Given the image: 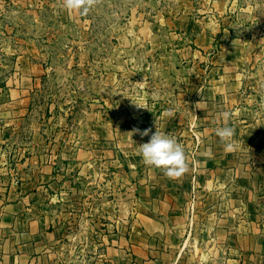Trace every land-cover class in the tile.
<instances>
[{
  "label": "crops",
  "instance_id": "obj_1",
  "mask_svg": "<svg viewBox=\"0 0 264 264\" xmlns=\"http://www.w3.org/2000/svg\"><path fill=\"white\" fill-rule=\"evenodd\" d=\"M32 1L0 0V27L12 6L23 10ZM49 1L62 23L74 18L76 11L65 9L64 0ZM185 29L203 31L191 20ZM79 38L76 62L85 64L87 33ZM197 41L210 42L207 34ZM236 54L230 49L211 58L210 84L198 91L191 107L154 98L124 116L89 119L72 136L52 126L43 132L51 137H33L35 146L46 144L43 150L10 168L5 146L48 73L36 43L23 41L11 71L0 77V264H54L61 234L48 208L55 201L79 205L93 194L106 215L101 256L107 264H264V170L245 163L250 159L237 150L247 147L246 136L236 137L260 127L248 123L247 129L232 119L237 132L227 149L215 131L226 124L223 112L249 110ZM113 57L105 65L121 56ZM156 122L185 148L187 170L179 177L145 165L139 154L138 145L151 136L142 133L155 132ZM34 127L38 131L39 124Z\"/></svg>",
  "mask_w": 264,
  "mask_h": 264
},
{
  "label": "rangeland",
  "instance_id": "obj_2",
  "mask_svg": "<svg viewBox=\"0 0 264 264\" xmlns=\"http://www.w3.org/2000/svg\"><path fill=\"white\" fill-rule=\"evenodd\" d=\"M31 4L23 10L12 6L0 27L1 78L22 53L23 41L36 43L48 71L5 146L7 167L42 151L46 144L35 146L33 137H51L43 132L52 126L72 136L89 119L124 116L154 98L191 107L210 84L211 58L231 49L238 51L237 75L249 110L230 112L225 126H235L234 118L247 129L248 123L259 125L258 132L234 129V134L246 136L247 147L237 150L250 159L245 163L264 170V0H93L87 14L76 11L67 23L49 0ZM190 20L203 31L185 29ZM6 26L15 31L8 33ZM84 31L89 61L78 64L77 42ZM199 34H207L206 46L197 41ZM116 55L118 63L105 65ZM78 203L55 201L48 208L61 234L54 264H107L101 256L106 221L101 198L93 194Z\"/></svg>",
  "mask_w": 264,
  "mask_h": 264
},
{
  "label": "clouds",
  "instance_id": "obj_3",
  "mask_svg": "<svg viewBox=\"0 0 264 264\" xmlns=\"http://www.w3.org/2000/svg\"><path fill=\"white\" fill-rule=\"evenodd\" d=\"M93 0H64V7L69 11H79L82 15L87 14L91 9ZM172 110H169L171 114ZM224 119H229L231 113L225 111L222 113ZM216 135L225 144L226 149L231 148V138L234 136V128L223 126L216 128ZM151 132L150 139L138 145L139 154L145 165L161 169L169 177H179L187 170V156L185 148L177 138L170 133L160 130L156 122V131L146 129L142 135L148 136Z\"/></svg>",
  "mask_w": 264,
  "mask_h": 264
}]
</instances>
